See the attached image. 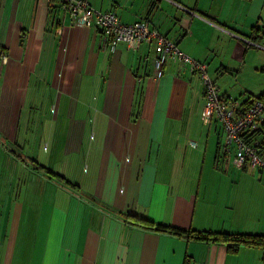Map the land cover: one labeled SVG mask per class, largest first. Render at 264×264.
<instances>
[{
	"label": "crops",
	"instance_id": "1",
	"mask_svg": "<svg viewBox=\"0 0 264 264\" xmlns=\"http://www.w3.org/2000/svg\"><path fill=\"white\" fill-rule=\"evenodd\" d=\"M88 1L126 23L147 18L204 61L215 82L237 80L246 68L264 71V0ZM153 56V41L109 49L96 29L70 23L49 0H0V162L19 160L40 187L51 178L64 183L51 197L41 264H264L261 246L229 252L224 243L148 229L128 216L206 231H264L261 218L230 216L249 208L242 190L264 189V169L174 171L187 154L211 158L219 169L229 155L220 149L221 125L200 123L199 76L169 58L156 78ZM234 89L219 88L226 96ZM188 132L198 145L185 140ZM13 173L0 193V245L11 232ZM23 207L15 198L14 212Z\"/></svg>",
	"mask_w": 264,
	"mask_h": 264
},
{
	"label": "built area",
	"instance_id": "2",
	"mask_svg": "<svg viewBox=\"0 0 264 264\" xmlns=\"http://www.w3.org/2000/svg\"><path fill=\"white\" fill-rule=\"evenodd\" d=\"M58 6L67 16L70 23L92 27L102 36L109 49L119 43L136 50L143 43L154 42L155 56L152 58L154 76L162 75L164 63L176 59L189 65L203 85V101L199 117L203 124L210 125L217 121L223 130L224 143L221 151L233 147V163L238 167L248 165L253 169H264V160L260 154V144L252 134L263 129L264 103L259 98L240 99L221 93L218 85L207 71L204 61L190 57L176 42L151 27L149 20L140 18L133 22H123L113 10H100L90 5L88 0H49ZM248 44L255 41L241 37ZM5 59L6 56L2 55ZM196 145L195 141H190Z\"/></svg>",
	"mask_w": 264,
	"mask_h": 264
},
{
	"label": "rangeland",
	"instance_id": "3",
	"mask_svg": "<svg viewBox=\"0 0 264 264\" xmlns=\"http://www.w3.org/2000/svg\"><path fill=\"white\" fill-rule=\"evenodd\" d=\"M248 71L249 70L246 68V70L238 76L237 80L236 78L231 81L227 80L223 84L220 82L219 78L217 79L218 82L216 81V84L220 87L221 85L234 86L235 89L233 92L235 93H231V97H237L240 99L242 98L239 97V92L241 93L247 90H251L253 93H258L261 90H264V71H251V73H249ZM262 116L264 120V112ZM200 123H202V121ZM199 125L196 123V127H198ZM184 132H187L185 128ZM215 137L216 136H214V139ZM184 138L185 140L187 138L188 143H190V141H195L197 145L200 140L198 138V135H190L189 132ZM201 138L202 140H204L205 137L202 136ZM255 139L260 144V151L262 152V154H260L262 155V158L264 160V129L260 131V133H256ZM223 143L224 136L222 137V144ZM7 149L15 150V147L7 145ZM28 152V150L25 152L26 155H29ZM227 153L229 157L223 162V166L221 169L217 167L215 168L213 166L211 158L203 161V159H201L200 157L193 156L194 154H187L184 159V163H181L180 160L175 165H173L174 171L179 173L184 172L186 174H197L201 171L205 174L214 173L217 171H243L241 167H238L233 163L234 152L232 147H230ZM8 160L14 162V164L11 166L5 165L4 163L0 162V193L2 190V184L5 182V180L7 181V179H5L4 177L8 175V172H14L12 175V179H8L11 187L16 188L14 189V191H12V195L16 197L11 196V199L14 198V203L10 201L13 206L10 209L8 217V227H11L10 231L13 233L10 232L5 237L6 244L0 245V264H41L44 245L48 233V221H50L49 215L51 213V197L54 189L57 188L56 183H60L63 186L64 183L56 178H51L50 181H45V186H43L42 184V186L40 187V183H38L34 178V171H31V173H29L27 168L21 165L19 160L15 161L10 157L8 158ZM171 168L172 166L169 165V170ZM244 171L249 173L256 171L257 173H259V170L257 168L253 170L247 167ZM17 185H20V196H17ZM34 185H36V189L45 188L46 190L44 192H38L37 190L33 191ZM35 191L37 193H34ZM239 195V199L251 202L250 204H248L249 208L245 209L244 207H240L244 209L243 212H233V214L230 212V216L232 217V215L236 216L237 214H247L248 218H250L251 220H258L261 218L258 221H260V223L264 226V189L261 188L259 190L248 192L242 190ZM15 198L21 203L24 202V207L21 215L18 212H14ZM235 209H239V207ZM256 232L264 234V231Z\"/></svg>",
	"mask_w": 264,
	"mask_h": 264
},
{
	"label": "trees",
	"instance_id": "4",
	"mask_svg": "<svg viewBox=\"0 0 264 264\" xmlns=\"http://www.w3.org/2000/svg\"><path fill=\"white\" fill-rule=\"evenodd\" d=\"M255 97L259 98L264 103V93H260ZM248 98L250 99L251 97ZM260 131H262V129L257 130L252 135L256 136V133H260ZM260 153L262 154L261 151ZM45 169L49 174L58 175L55 171L51 170L50 168ZM128 216L131 217V219L137 224L142 225L148 229L168 231L175 235L184 236L196 240L224 243L229 252H236L241 245L261 246L264 249V234L262 233L197 230L193 228H183L163 222H154L147 219L146 217L137 216L131 213H128Z\"/></svg>",
	"mask_w": 264,
	"mask_h": 264
}]
</instances>
